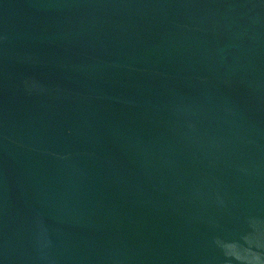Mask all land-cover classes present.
<instances>
[{"label":"water","instance_id":"obj_1","mask_svg":"<svg viewBox=\"0 0 264 264\" xmlns=\"http://www.w3.org/2000/svg\"><path fill=\"white\" fill-rule=\"evenodd\" d=\"M0 264H264V0H0Z\"/></svg>","mask_w":264,"mask_h":264}]
</instances>
